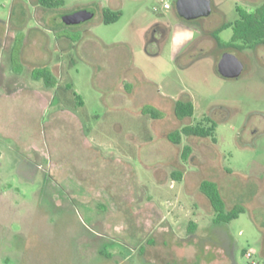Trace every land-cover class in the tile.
<instances>
[{"label":"rangeland","instance_id":"rangeland-1","mask_svg":"<svg viewBox=\"0 0 264 264\" xmlns=\"http://www.w3.org/2000/svg\"><path fill=\"white\" fill-rule=\"evenodd\" d=\"M166 1L0 0V264H264V45L212 35L264 0H211L192 20ZM106 8L119 19L105 24ZM80 9L93 16L63 22ZM225 51L244 62L237 78L216 70ZM26 59L56 86L35 81ZM66 81L83 106L60 100ZM180 98L194 106L183 121ZM204 117L212 137L166 139ZM202 179L226 209L243 206L238 218L213 222Z\"/></svg>","mask_w":264,"mask_h":264},{"label":"trees","instance_id":"trees-1","mask_svg":"<svg viewBox=\"0 0 264 264\" xmlns=\"http://www.w3.org/2000/svg\"><path fill=\"white\" fill-rule=\"evenodd\" d=\"M44 6H59L63 0H38ZM238 18L233 22H227L220 25L212 35L217 42V34L225 28H231L232 35L230 42H240L244 47L251 48L259 44L264 45V1L253 10H245L237 7ZM119 10H110L108 8L103 10L102 21L107 23L115 22L120 17ZM167 30V27L165 28ZM34 80H42L46 88H54L57 84L55 75L51 70L46 67L34 68L31 72ZM56 94L61 97L64 103L70 104V106L81 107L83 106V99L72 88V83L66 81L63 86L58 85L56 87ZM62 94V95H61ZM75 107V108H76ZM142 112L148 114L151 118H159L161 116L160 111L152 106L146 105L142 108ZM194 106L190 99H177L174 102L173 113L179 121H183L193 115ZM206 125L200 123H187L181 125L179 128H175L166 134V139L173 144H179L182 137H197L208 138L212 137L215 122L210 117H204ZM215 141L214 138H212ZM191 151L189 145H185L181 151V157L186 159ZM172 176L176 180H181L182 172L175 170ZM199 191L209 202L213 213V222L216 224L229 223L230 221L238 218L239 214L244 211L242 205H234L230 209H226L224 197L221 193L219 185L211 179H202L199 182ZM188 232L194 233L196 229V223L190 221L188 224Z\"/></svg>","mask_w":264,"mask_h":264},{"label":"water","instance_id":"water-1","mask_svg":"<svg viewBox=\"0 0 264 264\" xmlns=\"http://www.w3.org/2000/svg\"><path fill=\"white\" fill-rule=\"evenodd\" d=\"M177 14L185 19L192 20L204 17L211 12V0H175ZM93 12L88 9H80L63 16V22L67 25L78 24L89 20ZM244 69L243 61L234 53L225 51L221 54L216 64L218 74L225 78H237Z\"/></svg>","mask_w":264,"mask_h":264},{"label":"crops","instance_id":"crops-1","mask_svg":"<svg viewBox=\"0 0 264 264\" xmlns=\"http://www.w3.org/2000/svg\"><path fill=\"white\" fill-rule=\"evenodd\" d=\"M230 28V27H229ZM225 29H227V28H225ZM231 29V28H230ZM232 31V30H231ZM231 35H232V33H231ZM230 38H231V36H230ZM36 63L34 64L33 62H31L30 61V59H26V66H28V68H29V66H30V70L31 69H33V68H35L36 66ZM42 66H44V65H39V67H42ZM35 81H38V82H40V81H42V80H35Z\"/></svg>","mask_w":264,"mask_h":264},{"label":"built area","instance_id":"built-area-1","mask_svg":"<svg viewBox=\"0 0 264 264\" xmlns=\"http://www.w3.org/2000/svg\"><path fill=\"white\" fill-rule=\"evenodd\" d=\"M157 2L160 4L161 8L163 9H169L170 4L166 0H157ZM256 264V263H253Z\"/></svg>","mask_w":264,"mask_h":264},{"label":"flooded vegetation","instance_id":"flooded-vegetation-1","mask_svg":"<svg viewBox=\"0 0 264 264\" xmlns=\"http://www.w3.org/2000/svg\"><path fill=\"white\" fill-rule=\"evenodd\" d=\"M244 63V62H243Z\"/></svg>","mask_w":264,"mask_h":264}]
</instances>
